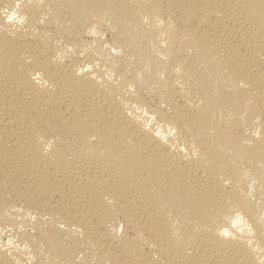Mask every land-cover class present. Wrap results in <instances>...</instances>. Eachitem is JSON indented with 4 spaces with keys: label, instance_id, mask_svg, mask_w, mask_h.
<instances>
[{
    "label": "bare ground",
    "instance_id": "obj_1",
    "mask_svg": "<svg viewBox=\"0 0 264 264\" xmlns=\"http://www.w3.org/2000/svg\"><path fill=\"white\" fill-rule=\"evenodd\" d=\"M0 264H264V0H0Z\"/></svg>",
    "mask_w": 264,
    "mask_h": 264
}]
</instances>
